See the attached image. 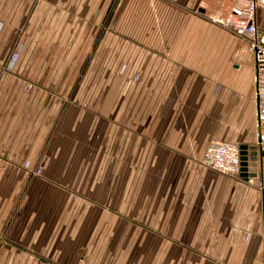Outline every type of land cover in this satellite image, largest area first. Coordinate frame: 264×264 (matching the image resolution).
Instances as JSON below:
<instances>
[{"label": "crops", "instance_id": "0c3cea01", "mask_svg": "<svg viewBox=\"0 0 264 264\" xmlns=\"http://www.w3.org/2000/svg\"><path fill=\"white\" fill-rule=\"evenodd\" d=\"M234 1L0 0L21 31L0 48V264H264V160L252 182L201 163L212 141H257L245 41L224 38L228 84H203L228 34L208 16ZM142 144L147 181L123 164Z\"/></svg>", "mask_w": 264, "mask_h": 264}, {"label": "built area", "instance_id": "2783aa9c", "mask_svg": "<svg viewBox=\"0 0 264 264\" xmlns=\"http://www.w3.org/2000/svg\"><path fill=\"white\" fill-rule=\"evenodd\" d=\"M264 8V0H235L225 17L210 16L211 21L229 31L247 44L248 51L253 57L254 68V102L256 107V133L260 161L264 160V30L257 22V10ZM241 143L234 141H212L201 159L206 167L226 176L241 178L242 148ZM1 159V157H0ZM1 162V160H0ZM42 171L41 166L36 174ZM245 178V177H244ZM247 181L253 178L248 176ZM261 191H264L263 187ZM264 214V196L262 201ZM40 264H58L51 260H43Z\"/></svg>", "mask_w": 264, "mask_h": 264}, {"label": "rangeland", "instance_id": "374dc122", "mask_svg": "<svg viewBox=\"0 0 264 264\" xmlns=\"http://www.w3.org/2000/svg\"><path fill=\"white\" fill-rule=\"evenodd\" d=\"M215 15H219L220 17H225L227 14L224 15V16L223 15H220V14H215ZM210 16H212V15H209L208 16V19L211 21ZM220 28H222V27H220ZM20 32H21L20 30H13L12 31V30L0 29V44H1L0 45V48L1 49H4L5 38L8 39V38H11V37L12 38L13 37H20ZM225 32L228 33V34H222L221 35V46H220V52H221V59L220 60L221 61L219 62V64L216 61L215 62L214 61H207V62H205V70H208L209 69V70H211L210 72L213 74L210 79H208V78L204 79L203 84L206 85V86H219L221 84H228V83H225V78L228 79V77H225V78L222 77L223 76V73H224V71H223L224 70V67L227 66V63H229V60L227 58V49H228L227 43L228 42L227 41L225 42L224 41L225 40L224 38H226V37L227 38L228 37H234V35L232 33H229V31L227 32V30ZM82 64H84V63H82ZM78 65H79V63H78ZM218 65H219V67H218ZM81 68H84L83 65H82ZM219 72H221V73H219ZM206 73H208V72H206ZM218 73L220 75H217ZM231 79H232L231 80V82H232L234 79L233 78H231ZM190 81H192V79H190ZM197 81H198V85H202V82H200V80H197ZM100 82H101V80L99 78H89V79H85L84 77H81V78L78 77V79H77L78 87L79 86L84 87V86L89 85L91 88H94L95 89V88H97L98 85H100ZM240 82L241 81L239 79H237V81L234 82V83H236V85H240ZM249 84H250V86H252V88L254 87V75H253V77H252V79H251V81H250ZM81 94H82L81 96L83 97V100H84L85 97H86V94L84 92H82ZM91 96L92 95L88 96L87 99L89 100L91 98ZM94 96H93V101L94 102L100 103L102 101V94L99 93V94L94 95ZM132 96H133L132 93L130 94L126 90V93L123 94V97H122V99H124L123 102L126 105V113L129 114V117L130 118H132V116H133V109H132V107H129V106L132 105ZM143 97H144V95H143ZM144 102L145 103H141V110H140V114H141L140 117L142 119H144V117H146V118L148 117L147 108H146V107H148V103H147V100H145ZM253 102H254V100H253ZM253 105H255V104L253 103ZM254 113H255V106L253 107V117H254L253 118V122H254V125H255V114ZM238 116H240V115L238 114ZM240 122H241V120L238 121V123H240ZM141 128L142 129H145L144 126H142ZM255 128H256V125H255ZM236 134L238 135V138L237 139H239V140H243V139L246 140V138H247L246 135L244 134V131H242L239 127L237 129ZM254 137H255V135H254ZM254 137H252V138L254 139ZM127 145H129V143H126V152L128 151L127 153L130 154L131 153V148H130V146H127ZM144 149H146V151ZM142 150L145 151V152L142 151V154H141L140 159L139 160H136L135 159V163H134V159L131 156H128L127 153H126V157L124 159V163L123 164L128 169H129V167H132L134 165L140 166L141 167V172H140L141 181H147L148 178H149L148 177L149 173L147 171V167L149 166V159L147 157V146L142 144ZM0 160H1L0 164L4 162V159L3 158H1ZM41 164H43L42 161H41ZM128 176L129 175L126 173V175H125L126 180H127ZM262 187L264 189L263 184L261 185L260 188H262ZM128 257H129L128 255H125V257H124L125 258V262H126L125 264H130V262H132V260H127ZM157 257L159 258V255H157ZM120 264H123V263H121V261H120ZM141 264H149V263H148V260L146 259L143 262H141ZM151 264H154V263L151 262ZM156 264H163V262L162 263L161 262L160 263L157 262Z\"/></svg>", "mask_w": 264, "mask_h": 264}, {"label": "water", "instance_id": "95a60500", "mask_svg": "<svg viewBox=\"0 0 264 264\" xmlns=\"http://www.w3.org/2000/svg\"><path fill=\"white\" fill-rule=\"evenodd\" d=\"M242 174L241 176L247 178L248 176H258V166L260 163V155L258 146L256 144L247 145L242 144ZM264 154H262L263 156ZM250 172V173H249Z\"/></svg>", "mask_w": 264, "mask_h": 264}]
</instances>
